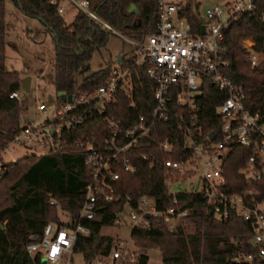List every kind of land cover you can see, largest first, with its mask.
<instances>
[{"label":"trees","instance_id":"obj_1","mask_svg":"<svg viewBox=\"0 0 264 264\" xmlns=\"http://www.w3.org/2000/svg\"><path fill=\"white\" fill-rule=\"evenodd\" d=\"M0 0V152L22 129V103L11 99L10 95L20 91L22 77L18 72L7 70L6 8ZM27 17L39 20L55 43L54 82L57 93L67 96L91 94L104 85L112 76L113 64L105 69L87 75L89 62L94 54L108 44L112 32L92 21L87 15L78 13L68 25L57 6L50 0H12ZM135 5L136 12H130ZM254 10L242 13L231 20L224 33V56L229 62L225 75L235 84L241 85L246 93V106L254 113L264 115V60L258 67H251L248 55L241 46V40L249 38L255 49L264 55V0L253 1ZM94 11L121 36L142 43L146 36L156 31L160 15L159 0H99ZM180 15L199 32L202 18L195 14L189 4L183 6ZM124 57V56H122ZM128 64L125 65V68ZM135 105H131L128 95L119 92L117 103L107 105L104 113L91 106L81 107L77 115L83 119L78 130L64 134L66 152L43 156H26L9 164L0 175V264H35L27 253L29 238L42 234L47 224L61 223L59 212L78 218L85 201L86 187L91 182V171L85 165V157L75 147L82 139L99 141L110 137L107 118L115 119L128 127L142 115H149L155 106V84L147 77V66L133 67ZM77 76L82 78L77 86ZM63 97L58 101L64 103ZM225 99L210 82H206L202 95L194 109L174 106L176 113L197 117V125L204 133L216 132L222 121L215 117V108ZM171 139L175 151L170 156L184 161L189 151L185 150L184 137L178 131L175 119L159 120L147 138L134 147L127 163L135 169L126 171L121 163L115 167L119 179L115 182L116 194L120 201L107 203L100 200L96 219L83 225L90 229L88 237H79L75 252L85 264H93L98 257L108 258L112 252L114 239L102 234L106 228L115 227L116 214L127 210L141 212L142 198L154 200L157 210L166 211L172 207L177 212L188 211L187 226L194 233H187L180 225L171 231L165 218L147 216V227H135L132 240L135 248L161 250L163 264H233L232 259L240 253H253L249 244L252 237L250 225L235 213H230L223 222L213 218V211L202 194L183 192L176 194L174 203L169 187L165 184L166 174L161 166L151 167L143 160V155L157 149L155 143ZM248 151L232 146L224 163L227 188L231 193L248 189H261L255 195V203L264 197V186L248 185L238 170L248 158ZM130 199V200H129ZM56 200L58 205H52ZM147 255H140L135 264H149Z\"/></svg>","mask_w":264,"mask_h":264},{"label":"built area","instance_id":"obj_2","mask_svg":"<svg viewBox=\"0 0 264 264\" xmlns=\"http://www.w3.org/2000/svg\"><path fill=\"white\" fill-rule=\"evenodd\" d=\"M253 1L235 0L232 5L207 9L199 32L195 33L191 23L180 15L182 5L159 0L160 15L156 31L147 35L142 43L127 39L135 52L127 58L123 57L124 64L117 59L112 76L104 85L91 94L73 96V101L64 102L63 108L46 123L28 122L22 125L11 145L26 148L36 156L65 153L64 134L74 132L82 125L83 119L77 115L81 107L91 106L104 113L107 105L117 103L119 92L128 95L131 105H135L133 67L147 66V77L155 84V106L149 115L140 116L128 127L107 118L111 131L109 138L75 142V147L83 153L85 165L91 171L85 201L76 220L67 215L69 222H51L42 234L30 236L27 253L35 264H85L75 252L79 237L90 235V229L83 223L96 219L100 200L112 203L121 199L115 191L114 184L119 179L115 167L123 163L126 171L134 172L135 169L127 163L130 151L150 135L157 121L168 119L178 121V131L184 137L185 150L189 154L184 161L174 160L170 156L175 151V143L168 139L164 143H155L153 148L158 152L144 154L143 160L151 167L164 168L167 187L180 178L200 174L198 189L196 191V185L193 191L202 194L212 208L214 220L223 222L230 213H235L251 227L249 244L254 252L236 255L232 259L233 264H264V197L255 203V195H260L261 189L229 192L223 168L232 146H238L249 153L238 174L248 185L264 186V115L247 108L244 88L225 75L229 62L225 59L223 48L224 33L231 20L242 13L252 12ZM50 3L57 6L59 14L63 16L67 11L64 3L71 4L76 14H85L104 29L120 35L97 15L91 0H50ZM241 46L248 55L250 66L258 67L264 60L263 52L257 51L253 40L248 38L241 40ZM126 64L128 66L125 68ZM206 82L225 96L214 110L215 117L222 121V125L216 132L207 134L197 125L195 115L179 114L173 109L174 106L194 109ZM10 98L20 100V91L12 93ZM48 109L45 103L37 106L40 113H47ZM171 196L177 203L176 194ZM150 201H153V205L149 207ZM51 204L58 205V202L52 200ZM139 209L140 213L127 210L116 214L115 226H122V229L130 226L129 240L117 241L108 258L121 260L122 264L137 262L138 254L132 248L131 235L135 227L148 226L147 216L165 218L171 231L176 230L175 221H185L188 216V211L177 212L174 207L160 212L155 201L146 197L140 201Z\"/></svg>","mask_w":264,"mask_h":264},{"label":"rangeland","instance_id":"obj_3","mask_svg":"<svg viewBox=\"0 0 264 264\" xmlns=\"http://www.w3.org/2000/svg\"><path fill=\"white\" fill-rule=\"evenodd\" d=\"M94 5L99 0H91ZM182 6L189 4L195 14L204 18L205 11L214 6L224 7L232 5L235 0H166ZM67 11L64 14L66 24L70 25L76 16V9L73 5L64 3ZM6 8V46L7 61L6 67L10 72H18L23 79L30 77L32 79L31 89L26 91L22 85L20 89V101L23 112L21 114L22 125L28 122L43 124L48 119L55 116V112L63 108V104L58 101V93L55 90L52 77L54 75L55 63V43L53 38L46 34L45 27L42 23L34 18L24 15L13 3L12 0L5 1ZM128 38L120 35H112L109 38L105 48L97 51L89 62L90 71L87 75L93 74L105 69L109 64L117 65L119 56L127 58L135 52L134 47L127 41ZM249 39V38H248ZM77 86L81 85L82 78L77 76ZM196 96V93L194 94ZM45 103L48 106L47 113H40L37 106ZM11 149V150H10ZM10 150V151H9ZM33 155L28 149L13 146L9 144L8 148L0 152V175L5 168L17 162L19 159ZM201 175L197 174L190 177L180 178L172 182L169 187L171 194L191 192L195 189ZM153 201L149 202V207ZM59 217L63 222H69V217L62 211ZM176 230L180 225L185 227L187 233H194L191 226H187L186 221H175L173 223ZM130 226L127 228L112 227L102 231L105 236L112 237L114 244L119 240H129ZM133 246V245H132ZM140 255L149 257V264H163L161 250L157 248L144 249L132 247ZM45 264V262H43ZM93 264H122L121 260L114 261L111 258L95 259ZM123 264H131L129 262Z\"/></svg>","mask_w":264,"mask_h":264},{"label":"water","instance_id":"obj_4","mask_svg":"<svg viewBox=\"0 0 264 264\" xmlns=\"http://www.w3.org/2000/svg\"><path fill=\"white\" fill-rule=\"evenodd\" d=\"M136 11H137L136 6L135 5H132L131 6V9H130V12H136ZM203 33H204V28L202 27V34ZM118 61L121 64H124L123 57L122 56H119L118 57ZM31 82H32V79L30 77H26V78L22 79V85L24 86V88L26 89L27 92H29L30 89H31ZM58 97H63L64 98L63 99L64 102L68 101L69 103H71L73 101V96H71V95L67 96L66 92H59L58 93ZM213 138H214V136L211 135V139H213ZM198 186L199 185H197V187H196V191L198 189ZM45 264H46V262H45Z\"/></svg>","mask_w":264,"mask_h":264},{"label":"crops","instance_id":"obj_5","mask_svg":"<svg viewBox=\"0 0 264 264\" xmlns=\"http://www.w3.org/2000/svg\"><path fill=\"white\" fill-rule=\"evenodd\" d=\"M22 79H23V76H22Z\"/></svg>","mask_w":264,"mask_h":264}]
</instances>
